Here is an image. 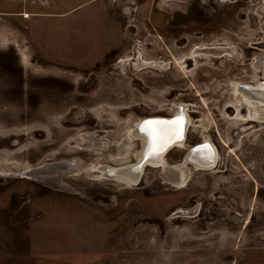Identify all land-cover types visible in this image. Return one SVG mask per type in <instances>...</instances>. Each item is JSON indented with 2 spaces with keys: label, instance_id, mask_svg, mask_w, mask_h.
<instances>
[{
  "label": "rangeland",
  "instance_id": "1",
  "mask_svg": "<svg viewBox=\"0 0 264 264\" xmlns=\"http://www.w3.org/2000/svg\"><path fill=\"white\" fill-rule=\"evenodd\" d=\"M56 1L0 0V264H264V103L239 93L264 83V0ZM179 114L160 164L109 175Z\"/></svg>",
  "mask_w": 264,
  "mask_h": 264
},
{
  "label": "bare ground",
  "instance_id": "2",
  "mask_svg": "<svg viewBox=\"0 0 264 264\" xmlns=\"http://www.w3.org/2000/svg\"><path fill=\"white\" fill-rule=\"evenodd\" d=\"M241 93L243 95V99L246 101H248V100H256L257 101L259 99L258 96H254L255 93H258V88H252V89H248V90L242 89ZM181 124L182 123H179V120L175 121V119L174 120L169 119V121H163V122L156 121L154 123H150V125L147 127H144L143 125H141V127H139V128L142 131L141 137L143 138V141H144V151L142 153V157H141L139 163L142 161L145 153L148 150H149L150 154L160 152V150H163L171 141H173L175 138H177L182 131L185 132V127L181 128V126H180ZM137 137H138V134H137ZM208 149H209L208 146H205V147L200 146V147H197L196 149H194L192 151V153H194V154L197 151H199L195 156L199 157L202 161H206V162L209 161L205 165L204 164H198V166L195 165L197 168L206 169V168H211L214 166V164L216 162V160L214 158V151L212 148L209 149L210 151ZM203 150H205L206 152L204 153ZM163 154H164V152L161 155H159L158 157H155L154 159H149V160L145 161L142 164V166L140 167L141 168L140 173L142 172V168L145 164H150V165L151 164L152 165L160 164V163H156V162H158L159 160H160V162H162L161 157ZM190 157L192 158L191 154L188 155V158H190ZM195 160H196V158H195ZM191 161H192V163H194L192 159H191ZM196 161L200 162L199 160H196ZM139 163H137V164H135L129 168L121 169L122 171L121 170L120 171H117V170L112 171V169H108V168H106V170L110 176L115 177L118 180L122 179L123 181L128 183L126 185L136 184L138 182L140 173L138 175V173H135L134 170H138L137 166ZM161 168H162V166H161ZM163 171H164V175L166 176L165 177L166 181H169V182H171L177 186H183L185 184L186 178L184 177V174H182L178 171L171 170V169L168 170V168H166V167H163Z\"/></svg>",
  "mask_w": 264,
  "mask_h": 264
},
{
  "label": "water",
  "instance_id": "3",
  "mask_svg": "<svg viewBox=\"0 0 264 264\" xmlns=\"http://www.w3.org/2000/svg\"><path fill=\"white\" fill-rule=\"evenodd\" d=\"M181 119H179V122L182 121V124L180 125L181 128H184L185 125H186V121L183 120V117H180ZM163 122V121H169L167 119H160V118H155V119H145L143 120L141 123H140V127L141 125H143L144 127H147L150 125V123H154V122ZM141 130V129H140ZM146 130V129H145ZM138 131V130H137ZM183 135H184V131H182L179 136L177 138H175L173 141H171L163 150H160V152H156V153H152L150 154L149 153V150L145 153L142 161L138 164L137 166V169L138 170H134L135 173H140V170H141V166L142 164L149 160V159H154L155 157H158L159 155H161L163 152L167 151L168 149H170L174 144L176 143H179L180 141H182V138H183ZM208 146V145H207ZM209 147V146H208ZM211 148V147H210ZM155 154V155H154ZM65 167H67V163H62V164H51V165H48L44 170H54L55 172L57 171H63L65 169ZM173 170V169H171ZM122 171V170H121ZM59 173V172H57Z\"/></svg>",
  "mask_w": 264,
  "mask_h": 264
},
{
  "label": "flooded vegetation",
  "instance_id": "4",
  "mask_svg": "<svg viewBox=\"0 0 264 264\" xmlns=\"http://www.w3.org/2000/svg\"><path fill=\"white\" fill-rule=\"evenodd\" d=\"M264 83H260V85L261 86H259V84L258 85H256L255 87L256 88H258V93H255L254 94V96H258L259 97V99L256 101V100H252V101H255L256 103H260V101H261V103H264ZM243 90H246V89H249V88H253V86H243V87H241ZM242 89L239 91V93H240V95L242 94L241 93V91H242ZM237 91H238V89H237ZM242 96L243 95H241V100L243 99L242 98ZM245 102H248V103H246L247 105H249V100L248 101H246V100H244ZM180 117H183L181 114H179V115H177L176 117H170V120L171 119H175V121H177V120H179V119H181ZM155 118H160V119H168L169 120V117L167 118V117H151V118H147V119H155ZM185 118L183 117V120H184ZM179 123H182V121H180ZM139 127H140V125H139ZM137 132H139L140 134L142 133V131L140 130V128H139V130L137 131ZM142 135V134H141ZM184 135H185V132H184ZM184 135H183V138H182V141H183V139H184ZM177 144H179V143H176V144H174L170 149H172L173 147H175ZM212 146V145H210V143H208V142H203V143H199V144H197V145H195V147L188 153V155L189 154H191L192 155V158L190 157V158H188V155H187V160L190 162V164H192V161H191V159L193 160V162H194V164L196 165V166H198V164H207L208 162H206V161H202L199 157H197V156H195L199 151H197L195 154L194 153H192V151L194 150V149H196L197 147H200V146H202V147H205V146ZM213 147V146H212ZM170 149H168L167 151H169ZM214 149V148H213ZM209 150V149H208ZM166 151V152H167ZM210 151V150H209ZM214 151V150H213ZM166 152H164V154L166 153ZM203 152L205 153L206 151L205 150H203ZM195 158H196V160H199L200 162H198V161H196L195 160ZM214 158H215V152H214ZM156 163H160V160L158 161V162H156ZM193 165V164H192ZM194 166V165H193ZM203 166V165H202ZM215 166V165H214ZM201 169V168H200ZM212 169V168H211ZM165 179V178H164ZM167 179V178H166ZM168 180V179H167ZM167 182H169V181H167ZM171 183V182H170Z\"/></svg>",
  "mask_w": 264,
  "mask_h": 264
},
{
  "label": "crops",
  "instance_id": "5",
  "mask_svg": "<svg viewBox=\"0 0 264 264\" xmlns=\"http://www.w3.org/2000/svg\"><path fill=\"white\" fill-rule=\"evenodd\" d=\"M56 2H58V4L56 5L55 8H53L54 10H58V11H66V10L71 9V8H69V6L66 7L64 4H63V6H62V5L60 4V3H61L60 0H58V1H56ZM22 3L25 4L24 1H23ZM73 9H75V7H73L72 10H73ZM69 11H70V10H69ZM25 15H26V14H24V17H25ZM68 15H69V14H66L64 17L66 18Z\"/></svg>",
  "mask_w": 264,
  "mask_h": 264
}]
</instances>
